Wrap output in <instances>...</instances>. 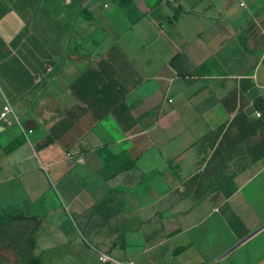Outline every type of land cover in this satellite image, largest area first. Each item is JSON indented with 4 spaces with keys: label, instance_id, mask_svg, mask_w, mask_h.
<instances>
[{
    "label": "crops",
    "instance_id": "crops-1",
    "mask_svg": "<svg viewBox=\"0 0 264 264\" xmlns=\"http://www.w3.org/2000/svg\"><path fill=\"white\" fill-rule=\"evenodd\" d=\"M112 47L95 120L70 85ZM258 97L264 0H0V213L43 264H264Z\"/></svg>",
    "mask_w": 264,
    "mask_h": 264
},
{
    "label": "trees",
    "instance_id": "trees-1",
    "mask_svg": "<svg viewBox=\"0 0 264 264\" xmlns=\"http://www.w3.org/2000/svg\"><path fill=\"white\" fill-rule=\"evenodd\" d=\"M110 53L117 54L119 49L112 47L105 58L70 85L71 91L80 100L88 101L95 120L108 114L111 108L110 102L118 99L121 93L117 74L119 69L111 63ZM256 104L260 114L264 116V99L258 97ZM98 110H100L99 113ZM21 143V140L13 141L4 152L10 153ZM38 221L22 211L11 214L0 213V264H6L1 252L8 250L15 255L18 264H43L41 258L33 253Z\"/></svg>",
    "mask_w": 264,
    "mask_h": 264
},
{
    "label": "built area",
    "instance_id": "built-area-1",
    "mask_svg": "<svg viewBox=\"0 0 264 264\" xmlns=\"http://www.w3.org/2000/svg\"><path fill=\"white\" fill-rule=\"evenodd\" d=\"M253 114L258 118L261 116L260 112H258V111H254ZM8 116H12L14 118L15 122L19 125L18 118L15 116L13 109L10 105H6L4 107L3 112L1 114V119H6ZM95 252L97 253V257H98L99 262H101L102 264H123V263H118L117 261L112 259L106 253H102V252L97 251V250H95ZM129 264H132V263H129Z\"/></svg>",
    "mask_w": 264,
    "mask_h": 264
},
{
    "label": "rangeland",
    "instance_id": "rangeland-1",
    "mask_svg": "<svg viewBox=\"0 0 264 264\" xmlns=\"http://www.w3.org/2000/svg\"><path fill=\"white\" fill-rule=\"evenodd\" d=\"M48 183V182H47ZM53 183L47 184V191L44 197H58L57 193L55 192ZM10 213V211H6ZM1 255L6 260V264H18L15 255L12 254L10 251H2Z\"/></svg>",
    "mask_w": 264,
    "mask_h": 264
},
{
    "label": "water",
    "instance_id": "water-1",
    "mask_svg": "<svg viewBox=\"0 0 264 264\" xmlns=\"http://www.w3.org/2000/svg\"><path fill=\"white\" fill-rule=\"evenodd\" d=\"M259 94V92L257 91V89L255 87H253L252 89H250L247 93H246V97L247 99L252 102L254 100V98ZM256 110V106L254 104H252L251 106H249L245 112L247 114H253L254 111Z\"/></svg>",
    "mask_w": 264,
    "mask_h": 264
}]
</instances>
